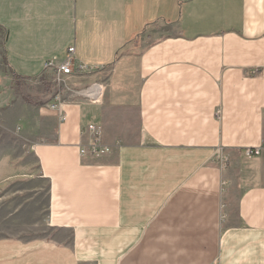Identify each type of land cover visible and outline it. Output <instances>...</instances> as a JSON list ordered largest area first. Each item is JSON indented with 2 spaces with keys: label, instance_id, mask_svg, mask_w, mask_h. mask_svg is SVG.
I'll return each mask as SVG.
<instances>
[{
  "label": "crops",
  "instance_id": "1",
  "mask_svg": "<svg viewBox=\"0 0 264 264\" xmlns=\"http://www.w3.org/2000/svg\"><path fill=\"white\" fill-rule=\"evenodd\" d=\"M70 46L104 94L36 117L52 232L0 264H264V0H0V105Z\"/></svg>",
  "mask_w": 264,
  "mask_h": 264
},
{
  "label": "rangeland",
  "instance_id": "2",
  "mask_svg": "<svg viewBox=\"0 0 264 264\" xmlns=\"http://www.w3.org/2000/svg\"><path fill=\"white\" fill-rule=\"evenodd\" d=\"M94 74L92 71L77 79L79 83L75 86L86 88L94 83L106 86L107 78H92ZM50 75L35 79L14 77L16 99L0 105V237L31 240L52 232L50 185L42 177L34 151L41 128L46 126L45 122L38 123L36 117H45L40 114L45 111L41 109L48 108L54 92Z\"/></svg>",
  "mask_w": 264,
  "mask_h": 264
},
{
  "label": "built area",
  "instance_id": "3",
  "mask_svg": "<svg viewBox=\"0 0 264 264\" xmlns=\"http://www.w3.org/2000/svg\"><path fill=\"white\" fill-rule=\"evenodd\" d=\"M50 60L46 63L45 69L51 70V80L54 85V92L51 101L48 103V109L55 112L59 122L63 123L67 120L68 113L66 107L80 100H88L94 103L100 102L104 87L101 83H94L86 88H77L71 78L79 79L90 72L87 65L77 61L75 56V46L67 49L66 56L56 62ZM82 134L89 135V144L87 146L80 144V154H90L92 156H101L109 152V148L102 145L100 139V131L94 125H87L81 128ZM264 152V142L256 147H244L242 155L245 158H252L261 155Z\"/></svg>",
  "mask_w": 264,
  "mask_h": 264
}]
</instances>
